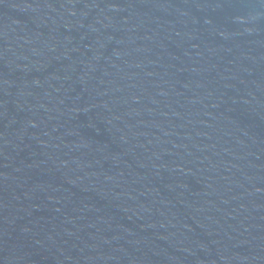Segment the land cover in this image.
Here are the masks:
<instances>
[{
    "label": "water",
    "instance_id": "water-1",
    "mask_svg": "<svg viewBox=\"0 0 264 264\" xmlns=\"http://www.w3.org/2000/svg\"><path fill=\"white\" fill-rule=\"evenodd\" d=\"M0 264H264V0H0Z\"/></svg>",
    "mask_w": 264,
    "mask_h": 264
}]
</instances>
